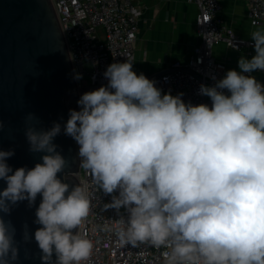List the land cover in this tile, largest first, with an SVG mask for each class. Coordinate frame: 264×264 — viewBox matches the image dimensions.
<instances>
[{"label": "clouds", "instance_id": "1", "mask_svg": "<svg viewBox=\"0 0 264 264\" xmlns=\"http://www.w3.org/2000/svg\"><path fill=\"white\" fill-rule=\"evenodd\" d=\"M250 37L255 55L241 56L239 71L200 86L211 106L162 93L137 75L129 56L107 67V85L69 110L63 133L79 145V168L111 196L104 211L119 218L103 230L121 246L164 248V264H264V84L252 75L264 71V28ZM61 131L58 122L25 129L29 151L46 153L30 169L13 170L6 161L14 149L0 150V264L19 259L15 227L4 215L23 201L33 207L38 196L41 264H87L92 256L94 244L81 231L91 200L85 186L65 182L68 160L53 142Z\"/></svg>", "mask_w": 264, "mask_h": 264}, {"label": "built area", "instance_id": "2", "mask_svg": "<svg viewBox=\"0 0 264 264\" xmlns=\"http://www.w3.org/2000/svg\"><path fill=\"white\" fill-rule=\"evenodd\" d=\"M188 1L194 2L198 9L195 24L201 42L186 62L175 61L170 71L154 81L162 93L171 92L174 96L183 93L182 99L186 103L211 106L210 98L199 94L200 86H213L216 82L213 76L219 80L228 70L234 69L216 57L214 48L225 43L241 51L253 47L254 41L238 35L224 21L221 0ZM245 1L252 24L262 25L264 0ZM53 3L74 71L76 75H82L78 80L80 87L107 84L103 73L110 64L124 62L129 56L135 57L139 20L144 12V7L135 0H53ZM87 64L91 65V70L87 69ZM255 73L264 75V71L257 70L252 75ZM87 75L90 80L85 79ZM257 81L264 84V81ZM76 176L86 187L91 200L90 214L81 229L94 244L87 264H164L166 249H157L149 243L121 246L114 233L104 231L111 219L119 218L113 209L104 211L111 196L104 195L85 170L79 168Z\"/></svg>", "mask_w": 264, "mask_h": 264}, {"label": "water", "instance_id": "3", "mask_svg": "<svg viewBox=\"0 0 264 264\" xmlns=\"http://www.w3.org/2000/svg\"><path fill=\"white\" fill-rule=\"evenodd\" d=\"M170 71V70H169ZM168 71L148 77L154 80ZM71 61L66 37L61 28L53 0H0V150L14 149L15 154L6 163L13 168H32L42 163L46 153H32L24 135L25 129H50L54 122L62 126L54 143L67 160L65 179L70 186L80 184L77 158L79 145L63 133L69 110H79L77 101L85 92L102 85L80 87ZM28 113L39 120L26 122ZM63 178V174H58ZM6 182L0 180V191ZM42 197L38 196L33 207L27 201L13 207L5 221L15 227L19 259L15 264H41V251L34 239L35 211ZM27 231L31 237L24 241ZM55 260V256H53Z\"/></svg>", "mask_w": 264, "mask_h": 264}, {"label": "crops", "instance_id": "4", "mask_svg": "<svg viewBox=\"0 0 264 264\" xmlns=\"http://www.w3.org/2000/svg\"><path fill=\"white\" fill-rule=\"evenodd\" d=\"M144 7L139 20L133 70L147 78L156 73L169 71L175 61L186 62L201 42L196 29L197 6L188 0H135ZM221 17L234 28L238 35L251 39L252 31L264 28L252 24L248 17L245 0H221ZM219 60L239 71L241 56L251 59L254 47L241 51L232 49L225 43L214 48ZM257 80L264 81V75L255 73Z\"/></svg>", "mask_w": 264, "mask_h": 264}, {"label": "rangeland", "instance_id": "5", "mask_svg": "<svg viewBox=\"0 0 264 264\" xmlns=\"http://www.w3.org/2000/svg\"><path fill=\"white\" fill-rule=\"evenodd\" d=\"M86 67H87L88 70H91V65L90 64H87ZM85 79L90 80L88 75L85 77Z\"/></svg>", "mask_w": 264, "mask_h": 264}]
</instances>
